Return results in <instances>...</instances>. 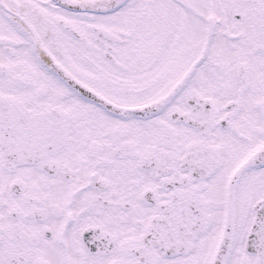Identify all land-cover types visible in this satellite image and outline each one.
I'll list each match as a JSON object with an SVG mask.
<instances>
[{"label": "snow or ice", "instance_id": "snow-or-ice-1", "mask_svg": "<svg viewBox=\"0 0 264 264\" xmlns=\"http://www.w3.org/2000/svg\"><path fill=\"white\" fill-rule=\"evenodd\" d=\"M0 264H264V0H0Z\"/></svg>", "mask_w": 264, "mask_h": 264}]
</instances>
